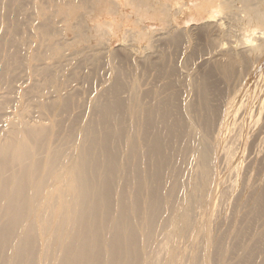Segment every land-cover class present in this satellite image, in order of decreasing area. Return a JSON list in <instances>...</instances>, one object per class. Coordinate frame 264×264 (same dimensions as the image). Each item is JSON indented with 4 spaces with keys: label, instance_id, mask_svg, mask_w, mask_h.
Masks as SVG:
<instances>
[{
    "label": "rangeland",
    "instance_id": "rangeland-1",
    "mask_svg": "<svg viewBox=\"0 0 264 264\" xmlns=\"http://www.w3.org/2000/svg\"><path fill=\"white\" fill-rule=\"evenodd\" d=\"M263 68L264 0H0V139L7 134L8 128L3 129L7 115L14 124L23 116L26 121L45 124L52 136L49 149L61 150L54 164L57 171L61 164L72 161L82 138L86 144L91 135L108 133L110 149L122 165L115 190L122 191L127 204L131 185L125 170L126 138L133 112L142 123L146 107L161 102L165 109L176 111L183 122H195L196 129L202 133L206 128L200 125V116L189 111V106L200 108L206 119L212 117L209 111H215L216 119L211 121L214 127L221 103L233 100L237 107L247 111L244 132L241 131L244 134H238L240 142L236 141V148L230 149L237 151L229 150L231 155L226 158L235 161L237 167L228 160L215 164H219L215 170L225 182L218 187L213 218L207 226L210 243L215 240L213 246L209 244V253L211 264H217L214 249L220 244L228 252L224 264H237L244 257L242 249L250 248L255 255L259 252L253 261L255 258L254 262L261 264L264 262ZM213 127L207 133L209 141L224 136L218 135ZM85 132L88 137L83 136ZM116 132L122 135L117 144L114 143ZM179 148L186 153L179 149L177 161L170 165L172 174L164 175L166 186L161 185V191L163 194L167 190L163 194L166 200L156 220L161 228L155 226L157 233L154 229L152 242L148 244L155 255L152 260L157 264L165 261L164 253L175 242L181 243L175 244L178 248L184 244L191 246L189 250L182 246L179 249L185 251V257L192 249L202 248L203 234L198 229L205 217L202 206L197 207L198 201L190 212V223L195 224L190 227L196 226L197 230L188 228L183 234L186 235L176 240L172 235L177 223L171 218L169 189L171 186L174 192L180 187L178 195L188 189L187 178L192 170L189 168L192 163H188L192 160L191 150L184 149L183 143ZM181 154H187L188 158ZM41 156V161L46 163L43 152ZM221 163L223 167L225 164L224 169ZM177 179L186 188L178 185ZM228 179L233 181L231 185ZM181 210L183 207L179 206L175 212ZM111 213L115 216L113 208ZM196 216L200 224L195 222ZM71 226L72 232L74 225ZM190 232L196 234L197 245L188 239ZM37 251L38 248L36 254ZM41 255L47 259H42L40 264H59L62 258L61 248L53 240L43 246ZM238 263L243 264L241 260Z\"/></svg>",
    "mask_w": 264,
    "mask_h": 264
},
{
    "label": "bare ground",
    "instance_id": "bare-ground-1",
    "mask_svg": "<svg viewBox=\"0 0 264 264\" xmlns=\"http://www.w3.org/2000/svg\"><path fill=\"white\" fill-rule=\"evenodd\" d=\"M262 73H264V68ZM224 102L221 103V105L223 104L221 110L216 112L217 120L214 122L215 129H213L218 135L224 134L222 137L227 141L218 136L220 142L215 139H213L215 142L207 139V133L213 127L211 121L216 119V117L213 118L215 113L213 110L208 112L212 117L206 119L200 108L189 106V111L197 113L201 119L200 125L206 128V131L203 130L202 133L196 129L195 122L191 121V123L187 120L183 122L175 114L176 111L171 112L170 109H165L164 106L162 107L163 103L160 104L161 102L160 105L157 104L158 106L153 104V107H146L142 123H139L136 114L132 113L126 138L128 162L125 170L127 180L131 185L127 204L123 201L122 191L115 190L117 188L114 184L122 165L117 162L115 151L110 149L108 133L102 136L94 134L88 137V132H85L83 136L88 137L87 143L84 144L85 140L82 138V145L76 149L72 161L61 164L60 169L56 171L54 164L60 158L61 150L51 151L49 149L51 133L49 135L46 125L22 119L25 115L22 113L23 111L21 112L23 117L17 124H14V120V123H11L7 115L3 123L6 125V127L3 126L4 131L8 128L7 134L5 133L4 138L0 139V264H40L42 259H47L45 255H41L43 246L45 247L52 240L61 248L62 258L59 264H157L158 262L155 263L152 260L155 255H153L154 252H150L153 250L148 244L152 242L150 240L153 239L154 229L156 231L155 226H161L157 225L159 223L156 224V220L159 213L161 214V206L163 207L166 200V195L163 196V194L166 193L167 188L163 194L161 191V185L164 186V175L172 174L170 165L176 160L175 157L181 149L179 145L182 143L184 149L191 150L192 160L188 163H192H189L191 164L189 168L192 170L190 172V169L186 170L190 174L189 179L187 178L189 186H186L185 183L181 185L178 183V179L175 180L178 185L188 188L185 189L186 192L184 189L182 191L186 194L183 193L181 196V192L178 195L180 187L179 189L177 187V191L174 192L172 191L174 188L171 186L169 189L172 197V204L169 208L173 210L172 212L169 209L173 213L170 217H174L177 223V228L172 235L175 240L183 238L182 235L185 231L191 228L193 221L190 223V212L194 203L198 201L200 204L197 207L202 206L205 217L204 224L202 222L203 225L198 229L199 234L201 232L203 234L202 236L198 234V237L202 238V248L198 251L194 250L195 245L192 246L193 252L189 251L185 257L184 249V252L181 250L188 244H184L187 245L186 247L180 245L181 250H179L178 246L181 243L177 242L179 244H176L175 242L167 254L164 253L163 260L165 258V261L162 264H185L186 261L188 264H211L209 244L213 246L215 240L210 243L211 235H209L207 226H210L209 223L214 214L212 210L214 211L213 207L216 204L218 187L225 182L219 178V172L216 173L215 169L219 164H215L224 163L228 160L226 158L229 154L237 151V149H235L236 151L230 149L237 146L238 141L240 142L239 135L241 131L244 132L242 128L244 129L247 114V111H244L240 106L237 107L233 100L228 99ZM105 109H108V106H105ZM182 114L180 116L184 117ZM196 115L195 117H197ZM17 118L19 119V117ZM214 137L215 135L212 138ZM261 138H259L260 141ZM119 139L122 140L121 132L114 133L115 144L119 142L117 141ZM111 148H113L112 145ZM41 150L45 154L46 163L41 161ZM229 150L232 152L229 153ZM187 154H184L185 158ZM178 156L177 159L180 160ZM233 159L235 157L231 160ZM228 161L231 164L232 161ZM234 162L232 163L234 164ZM222 163L220 165L223 167ZM229 167L231 168V166ZM185 172L182 173L185 174ZM221 174H225V172ZM179 176L177 177L180 178ZM165 179L164 183L166 184ZM231 182L233 181H230V185ZM179 206L181 209L183 207V210L175 212ZM111 208L115 211V216L112 215ZM197 210L199 211L198 208ZM194 211L196 213V209ZM200 212L202 211L200 210ZM221 214H223L222 211ZM198 219L195 222L200 221ZM213 222L217 224V221ZM198 224L200 223L198 222ZM71 225H74L72 232ZM194 228L193 230L196 231L197 229ZM190 236L188 238L190 242L197 245L196 234L193 232ZM213 238L215 239V236ZM175 244L178 246L176 247ZM147 246L151 249L147 250ZM215 247L214 254H216L215 257L217 256V264H224L225 253H228L226 248L220 244ZM37 248L38 254L35 252ZM190 248L191 246L187 247L188 250ZM236 248L240 247L236 245ZM249 249L248 251L242 249V253L245 251L242 255L244 257L240 259L243 264H253L255 261V258L253 261V256L255 257L259 253L257 252L255 255ZM231 253L229 255H232ZM160 257L158 260L161 259ZM256 261L260 262L258 259ZM238 262L237 264H240ZM261 264L264 262L262 261Z\"/></svg>",
    "mask_w": 264,
    "mask_h": 264
}]
</instances>
